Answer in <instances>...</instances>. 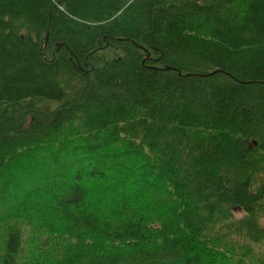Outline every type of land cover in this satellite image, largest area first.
<instances>
[{"label": "trees", "instance_id": "trees-1", "mask_svg": "<svg viewBox=\"0 0 264 264\" xmlns=\"http://www.w3.org/2000/svg\"><path fill=\"white\" fill-rule=\"evenodd\" d=\"M0 264H264V0H0Z\"/></svg>", "mask_w": 264, "mask_h": 264}]
</instances>
